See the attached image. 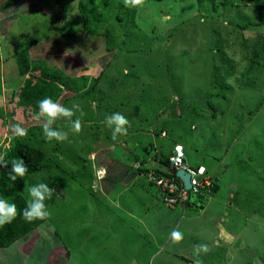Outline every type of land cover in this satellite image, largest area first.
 Listing matches in <instances>:
<instances>
[{
	"label": "rangeland",
	"instance_id": "rangeland-1",
	"mask_svg": "<svg viewBox=\"0 0 264 264\" xmlns=\"http://www.w3.org/2000/svg\"><path fill=\"white\" fill-rule=\"evenodd\" d=\"M31 1L34 12L4 4L0 21L3 170H11L15 140L39 147L52 169L26 175L23 194L28 200L26 185L45 180L56 192L45 202L48 220L0 248V264H54L55 255L64 264L65 249V264H193L194 246L213 242L217 219L164 205L151 172L123 184L130 168L150 164L155 153L170 157L176 144L189 167L205 166L218 180L219 191L200 198L212 214L229 212L224 219L236 236L232 246L202 254L203 264H264V0H145L128 10L112 0L101 34L77 22L81 0L42 12L36 1L47 0ZM24 48L67 84L64 96L83 94L63 103L80 105L85 115L72 120H82V131H70L67 118L53 125L69 132L66 141L47 140L44 118L21 103L27 77L19 76L16 54ZM116 112L131 126L113 140L104 120ZM232 184L237 201L228 206ZM176 229L180 242L171 239Z\"/></svg>",
	"mask_w": 264,
	"mask_h": 264
},
{
	"label": "trees",
	"instance_id": "trees-1",
	"mask_svg": "<svg viewBox=\"0 0 264 264\" xmlns=\"http://www.w3.org/2000/svg\"><path fill=\"white\" fill-rule=\"evenodd\" d=\"M197 1L199 4H202L205 0ZM112 4V0H81L79 2L80 10L79 16L77 17V22L81 25L83 32H87L89 34H101L100 30L106 29L104 24L107 21L106 19L108 17L107 11L108 7ZM119 6L126 8L122 3H120ZM126 9L128 10V8ZM109 34V31L104 33L105 37H107L108 40L110 39ZM109 50L113 51L112 49ZM28 51V48H24L16 54L19 76L23 79L27 77L20 92V100L25 107L31 109L33 108V111L37 112L39 111L38 101L44 99L45 97H51L54 101H62L63 104L68 100L73 101L72 98L74 97H80V95H83L73 94L71 96H64L63 90L68 88L67 84L63 83L58 75L50 73L47 67H41L39 64H42L43 61L31 59ZM255 58H257V55L253 58V60ZM37 71H39L40 73L39 76L37 74ZM28 75L30 76L29 78ZM100 79V76L96 78L93 84V89L97 87V85L99 84L98 81ZM93 89L92 91H94ZM135 106L136 108L138 107L137 105ZM8 157H10V161L19 158L23 159L29 169L26 175L30 176L31 178H34L42 172L50 171L52 169V160H50L39 147L28 145L27 143L22 141H14ZM152 157L153 162L159 160L158 162L162 164V166H167L170 164L169 157H165L164 159H162L159 158L158 154L156 153ZM136 159L139 161L138 156L136 157ZM153 162L149 164L146 159H143L138 167L130 168L128 172L133 171L138 175H143L153 171L156 177H177L175 173L169 174L167 172H164L161 168H157L155 170L152 169ZM148 165L151 167H149ZM197 166L201 165L199 164ZM190 168L195 169V167ZM10 171L11 170H3L0 173V195L7 197L10 202H14L17 205L18 214L12 222L0 226V248L10 247L18 240L27 237V235H29L31 232H33L39 226L43 225L48 220L47 218L44 220L34 219L30 221L24 217L23 210L26 207L27 201V198L23 194L24 177H18L15 181H12L8 175ZM207 173L211 175L208 169ZM46 182V180L43 181V183ZM216 182H218V180L212 182V185L209 187L210 193L216 194L220 189L219 184H217ZM157 188L159 190V193H161V201L163 202V191L160 187ZM47 202H49V200H47ZM181 205L184 204L181 202H177L173 207H168L174 208ZM185 207L187 208L188 206L186 205Z\"/></svg>",
	"mask_w": 264,
	"mask_h": 264
},
{
	"label": "clouds",
	"instance_id": "clouds-1",
	"mask_svg": "<svg viewBox=\"0 0 264 264\" xmlns=\"http://www.w3.org/2000/svg\"><path fill=\"white\" fill-rule=\"evenodd\" d=\"M123 3L125 6L142 7L145 3V0H123ZM38 108L39 114L37 119L40 117L44 118L41 127L43 135L47 140H56L61 142L68 140L69 132L53 127L55 121L60 118H67L69 120L71 123L70 131L74 133H79L82 131V120L79 117L74 121L72 120V117L76 115L77 111H79L80 117L85 115L79 104H73L72 107L69 108L65 107L59 101H54L51 97H45L44 99L38 101ZM104 124L106 127L111 129L113 140H116L120 136L127 135L128 128L131 126L128 118L119 112L107 115L105 117ZM15 127L19 135L24 136L27 134L26 129H23L18 125ZM158 161L153 162L152 164H158ZM10 163L11 171L8 173V175L12 181H15L18 177L23 178L26 176L29 169L23 159H14ZM8 165V162L0 157V166L7 167ZM201 167L206 169L205 166L201 165ZM25 190L27 191L30 198L26 201V207L23 210L24 217L30 221L34 219L44 220L49 218L50 211L45 202L52 198L56 190L54 188H50L46 183H38L30 187L26 185ZM207 191H209V189L204 192ZM202 194L203 193L191 196L194 198V200L195 198H198V201L202 202L206 208V204L202 201V199L199 200L200 195ZM17 214V205L14 202H10L7 197L0 195V226L12 222L16 218ZM171 239L173 242H180L183 239V233L180 232L179 229L173 230L171 233ZM209 251L210 249L207 244L202 243L195 245L193 249V264H203V260L201 258L202 254H207Z\"/></svg>",
	"mask_w": 264,
	"mask_h": 264
},
{
	"label": "built area",
	"instance_id": "built-area-1",
	"mask_svg": "<svg viewBox=\"0 0 264 264\" xmlns=\"http://www.w3.org/2000/svg\"><path fill=\"white\" fill-rule=\"evenodd\" d=\"M169 161L170 164L167 165V168L175 171L186 170L190 173L192 189L187 190L183 181L179 177H156L152 171L150 175L151 182H153L156 187H160L163 191L162 200L166 206L173 207L177 202H181L185 205L191 195H199L208 190L212 185L211 175L207 173L204 167L198 166L197 169H191L187 165L184 159V146L181 144H176L174 146ZM164 166L161 164V167ZM152 169L155 170L156 168Z\"/></svg>",
	"mask_w": 264,
	"mask_h": 264
},
{
	"label": "water",
	"instance_id": "water-1",
	"mask_svg": "<svg viewBox=\"0 0 264 264\" xmlns=\"http://www.w3.org/2000/svg\"><path fill=\"white\" fill-rule=\"evenodd\" d=\"M155 168H161L164 172H167L169 174H173L175 173L177 177H179L183 183L184 186L187 190H190L192 188V184H191V175L189 172H187L186 170H171L169 168H167V166L161 167V164H155L153 165ZM197 169V166L195 167ZM138 177V174L136 172H130L127 174L126 178L123 181V184H129L134 178ZM233 189H235L233 187ZM57 196L59 197H63L65 198L64 193L61 190L57 191ZM231 198H233V196H231ZM187 206L189 208H194L198 211H200V213H204V216H209V214H211L210 218L211 219H217V224L215 227H213V230L215 231V237L213 242L209 245V249L212 250L214 247L217 246H232L233 242L236 239L235 234H233V232L230 230V228L227 226L228 224V219H226V215H229V212L227 213H223L220 215L218 214H212L210 213L207 209L205 210V205L200 202V201H195L194 198L192 196L189 197L188 202H187ZM229 206H233V202H229ZM225 218V219H224ZM220 221H223V226H220ZM227 234L231 236L230 239H228L229 237H227ZM230 240V242L228 241ZM213 247V248H211Z\"/></svg>",
	"mask_w": 264,
	"mask_h": 264
},
{
	"label": "crops",
	"instance_id": "crops-1",
	"mask_svg": "<svg viewBox=\"0 0 264 264\" xmlns=\"http://www.w3.org/2000/svg\"><path fill=\"white\" fill-rule=\"evenodd\" d=\"M12 2H14V3H18L17 4V8L18 7H21V6H23L22 8H23V10H24V12L23 13H25V11L27 12V11H29L28 10V8L30 7V9H31V12H34L35 11V9L33 8V5H32V1L31 0H0V21L3 19V14H5V12L6 11H8L9 10V7L10 6H7L6 8H3L5 5H11L10 3H12ZM22 2V3H21ZM52 2H54V6L55 5H61L60 4V0H47V3H45L44 5H42V3H41V1H40V4H38V2L36 1V4L35 5H38L39 7H41L40 9H41V12H42V10L43 9H45V10H49V9H51L50 8V3H52ZM13 3V4H14ZM20 3V4H19ZM5 4V5H4ZM16 5V4H15ZM29 5V7H26V6H28ZM25 6V7H24ZM60 7V6H59ZM58 7V8H59ZM57 8V9H58ZM56 9V10H57ZM17 12H18V10H17ZM30 12V11H29ZM29 52V51H28ZM29 55H30V57H31V59H34L35 60V58L33 57V56H31V54H30V52H29ZM0 106L2 107V105H1V101H0ZM2 124V122H0V157H2L3 158V152L1 151V148L2 147H6L5 146V144H6V138H7V134H6V132H7V128L6 129H4V126H3V124ZM5 168V167H4ZM2 170H3V167L2 166H0V173L2 172ZM233 185H235V184H232V186H229V196H228V200H227V202H228V204H229V202H236L237 200H236V198L237 197H235V196H237V192H235L236 190V188L235 189H233ZM219 191V190H218ZM231 196H233V198H231ZM157 199H159L160 201H161V193H159V190H158V193H157ZM201 198H199V200H200ZM195 200L197 201L198 200V198H195ZM204 202V201H203ZM182 207H185L186 205H181ZM186 208V207H185ZM205 210H206V208H205ZM139 223L141 224L142 222H141V220H139ZM220 223H221V221H220ZM142 225V224H141ZM32 233H34V232H32ZM31 233V234H32ZM154 236V235H153ZM28 237V236H27ZM227 237H229L228 239H230L231 238V236L230 235H228L227 234ZM156 238V237H155ZM9 248V247H8ZM2 249H6V248H2ZM50 252H51V250L48 252V254L49 255H47V256H50ZM21 254L23 255V256H25V251L23 252V250H22V252H21ZM68 252L66 251V249H65V263H66V258H67V260H68ZM32 255H35V252H34V254H32ZM27 256H29V255H27ZM19 257V256H18ZM32 258V257H31ZM59 258V255L58 256H56L55 255V258H54V256L52 257V259H54V262L56 263L57 261V259ZM20 259H22L21 257H19V258H16V262L18 261V260H20ZM24 259H28V257L27 258H24ZM30 260V259H29ZM22 263H25V262H20L19 264H22ZM54 263V264H55ZM64 263V264H65ZM58 264V263H57Z\"/></svg>",
	"mask_w": 264,
	"mask_h": 264
}]
</instances>
